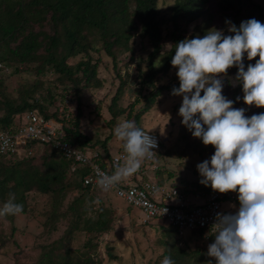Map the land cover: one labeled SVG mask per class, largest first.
Wrapping results in <instances>:
<instances>
[{"label": "trees", "instance_id": "obj_1", "mask_svg": "<svg viewBox=\"0 0 264 264\" xmlns=\"http://www.w3.org/2000/svg\"><path fill=\"white\" fill-rule=\"evenodd\" d=\"M160 1L162 0H0V64L3 67H13L14 73L34 65L37 76L52 70L58 74L60 84L72 85L81 104V92L84 89L103 85V80L99 77L101 58H96L94 54L104 50L117 67L118 54L134 50L132 40L138 32L142 39H148V44L152 47L148 55V71L140 74L141 87L147 85L146 105L134 117L136 126L142 128L140 118L151 109L157 98L165 90L172 91L179 87V81L156 85L158 78L177 69L171 65V59L179 41L203 37L212 29L222 30L223 35H234L229 31L230 25L225 23L226 20L239 28L243 21L255 18L263 24L264 19L263 7L254 0H217V12L223 19L221 24L214 23L215 13L211 9V0H172L173 5L164 12L160 8ZM168 43L170 45L167 49ZM78 56L81 58L76 63L70 62L71 58ZM243 58L245 70L248 64L254 65L259 59L255 57L249 61L246 55ZM156 64L160 66L157 67ZM25 66L27 67L24 68ZM126 84V81H121L109 106L112 122L124 112L130 116L134 105L139 102L136 96L129 106L131 109L119 106ZM29 88L33 91L26 88L18 104L15 99L4 94L0 100V111H3L0 114V129H8L16 116L29 109H39L47 118L58 117V111L53 114L47 112V107L55 102L53 90L48 89V97L44 100L49 103L44 105L42 99L34 97L38 86L32 84ZM136 91L141 94L142 88ZM236 94L237 89L234 92ZM63 114L66 115L65 112ZM82 115L83 111L78 105L76 117L74 120L70 118L69 125L66 126L67 136L81 149L95 147V142L91 143L92 137L82 128ZM108 142L109 138H106L102 144L107 157H110L112 154ZM45 148L48 152L40 156L0 158V204H5L14 196V202L23 205L21 214H25L29 211L30 192L36 190L54 194L57 204L52 212L57 217L48 218L47 225L50 230L57 229L56 221L59 219H68L69 225L63 236L43 245L41 254L32 264H102L104 258L100 255L98 240L89 238L83 246L77 248L71 244L78 232L95 233L98 237L112 228V209L105 206L102 200L97 215L88 216L95 200L92 190L96 186L86 184L85 179L91 175L92 168L88 164L59 158L55 149L49 146ZM164 153L165 150L158 152L157 157ZM196 188L205 190L206 193H219L224 204L235 200L239 202L230 191H214L210 185L201 184L200 180ZM70 190H78L81 196H77L61 211L59 204ZM8 216L10 219L14 217ZM165 228L172 236L176 235L172 226ZM192 234L194 236L191 238L195 237L197 240L202 238L204 231ZM210 239H213V243L215 236ZM163 244L167 246L163 257L170 256L175 264H216V258L207 255L208 250L202 244L193 250L178 246L177 238L172 241L164 240ZM113 249L114 246L107 248L111 259L117 258Z\"/></svg>", "mask_w": 264, "mask_h": 264}, {"label": "rangeland", "instance_id": "obj_2", "mask_svg": "<svg viewBox=\"0 0 264 264\" xmlns=\"http://www.w3.org/2000/svg\"><path fill=\"white\" fill-rule=\"evenodd\" d=\"M254 1L260 4L264 11V0ZM173 3L172 0H162L160 8L163 12L167 11ZM210 4L215 13L214 23L221 24L223 19L217 12V0H211ZM199 22L200 20L197 21V23ZM132 45L133 51H123L118 54L117 67L114 66L112 58L104 50L94 54L96 58H101L99 77L103 80V85L99 88L84 89L81 92V104H79L76 91L71 84H60L57 80L58 74L52 70L37 76L33 69L34 65H31L27 70L14 73L13 67H3L0 64V100L5 94L9 98L15 99L18 104L22 100L21 95L25 92L24 90L27 88L32 92L33 89L29 87L34 84L38 86L34 97L42 99L45 102L44 105H47L49 102L44 98L48 97L50 88L53 90L55 102L47 107L48 113L53 114L56 111L60 113L64 110L65 114H70V118L74 120L78 112V105H80L83 111L82 128L86 134L92 137L91 143L95 142V145H98L91 148L102 150V143L106 138H109L111 145L112 143L117 145L118 139L114 134V129L122 121L135 120L136 113L146 105L145 95L148 94L147 85L141 87L140 74L148 71V55L152 51V47L148 44V39H142L138 32L135 33ZM169 45L170 43H168L167 49ZM80 58V56L71 58L70 62L76 63ZM244 65H246L245 62ZM177 71L178 68L173 69L164 77L158 78L156 85L177 83L179 81ZM237 72L232 66L226 74H219L218 78L222 79L224 85L222 95L234 102L233 108H244V115L248 118L254 114L264 113V107L250 106L244 103L241 84L236 81ZM121 81H126L127 84L118 103L119 106L131 109L129 106L135 101L136 96H138L139 102L134 105L130 116L124 112L112 122L109 106ZM40 86L41 88H39ZM138 88H142L141 94L136 91ZM235 89H237L236 95H234ZM201 95H203V90ZM237 97L240 99L237 100ZM182 100V95H173L172 91L165 90L151 109L140 118L142 128L153 130L161 136L163 150H165L164 154H159L153 162L148 164L145 173L150 181L166 187L177 186L184 190L190 199L200 200V196L206 191L196 188L197 182L202 179L197 165L205 160H210L215 152V147L205 145L202 139L194 137L182 124L183 118L179 115ZM2 113L3 111H0V114ZM46 152H48L46 148H37L35 156L43 155ZM56 156L59 157L58 154ZM230 192L235 194V198L238 199V192ZM92 195L95 200L93 203L91 202L92 209L89 210L88 216L97 215V209L102 205L100 203L102 200L105 206L112 209L114 217L112 228L108 232L101 233L98 237L95 233L78 232L71 244L77 248L83 246L89 238L94 241L98 240L100 242L99 252L104 258L102 264H161L167 247L163 244L164 240L172 241L177 238L178 246L188 250L197 248L200 246L199 244L204 245L203 247L208 250V246L213 241V239L202 236L197 239V242L195 237L191 238L194 234L189 232L181 237L173 227L176 235L172 236L165 228L170 226L167 222L161 220L145 222L140 208L130 206L113 191H103L98 184L92 190ZM77 196H81L78 190H70L62 203L59 204V209L65 210ZM28 203V213L14 215L13 219L8 218V215L0 216V264L35 263L42 252L43 245L63 236L69 225L68 219L56 221L57 229L54 230H50L47 225L48 218L57 217L52 212L57 204L54 194H45L34 190L28 194ZM3 205L1 203L0 208ZM239 206L240 204L236 200L225 203L227 214H235ZM108 246H114L113 250L117 258L111 259L107 251Z\"/></svg>", "mask_w": 264, "mask_h": 264}, {"label": "clouds", "instance_id": "obj_3", "mask_svg": "<svg viewBox=\"0 0 264 264\" xmlns=\"http://www.w3.org/2000/svg\"><path fill=\"white\" fill-rule=\"evenodd\" d=\"M225 23L234 35L212 29L203 37L185 38L175 45L171 65L178 68L180 83L172 94L183 96L179 108L182 124L205 145L215 147L210 160L197 165L200 183L220 193L238 192V211L217 213L215 240L207 255L216 258V264H264V113L248 118L244 108H233L234 102L222 95L224 85L218 78L236 66L244 103L264 107V24L255 18L241 22L239 28L230 21ZM245 53L249 61L259 57L247 70ZM114 134L127 155L111 175L95 170L103 191L137 173L158 146L157 140L134 121L120 122ZM14 201L11 196L0 208V216L23 211V205ZM161 264L175 261L165 256Z\"/></svg>", "mask_w": 264, "mask_h": 264}, {"label": "built area", "instance_id": "obj_4", "mask_svg": "<svg viewBox=\"0 0 264 264\" xmlns=\"http://www.w3.org/2000/svg\"><path fill=\"white\" fill-rule=\"evenodd\" d=\"M47 118L39 109H29L15 117L8 129H0V158L15 156L27 158L35 155L37 148L46 146L56 150L59 158H65L78 164L91 166V175L86 184L97 186L96 169L111 175L122 166L126 158L124 149L107 157L99 149H81L75 146L67 136L70 114ZM145 132L154 137L158 146L153 149L152 158L145 159L139 171L116 187L110 189L130 206L140 208L145 222L161 220L172 226L183 237L186 233L203 230L206 238H211L216 230L217 213L227 214L224 201L217 192L204 193L200 200H192L179 187H166L150 181L146 177L148 164L153 162L158 152L163 150L161 136L147 128ZM5 141L7 145L5 146ZM147 164V165H146ZM234 198V195H231ZM164 209H166L165 212Z\"/></svg>", "mask_w": 264, "mask_h": 264}, {"label": "crops", "instance_id": "obj_5", "mask_svg": "<svg viewBox=\"0 0 264 264\" xmlns=\"http://www.w3.org/2000/svg\"><path fill=\"white\" fill-rule=\"evenodd\" d=\"M142 129V128H141ZM96 146H98V145H96ZM108 146H109V150H110V153L111 154H114V153H116V152H118L119 150H121V149H123V147H122V142L121 141H119L118 140V142H117V145L115 144V143H112V145L110 144V141L108 142ZM114 147V148H113ZM98 149V148H97ZM102 150L105 152V150H104V148H103V145H102ZM101 150V151H102ZM105 154H107L106 152H105ZM107 156V155H106Z\"/></svg>", "mask_w": 264, "mask_h": 264}]
</instances>
